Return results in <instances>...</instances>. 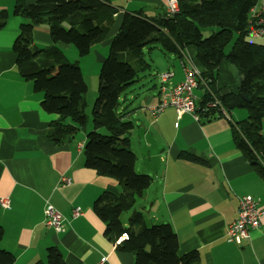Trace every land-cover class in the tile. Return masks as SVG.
Wrapping results in <instances>:
<instances>
[{
	"label": "crops",
	"instance_id": "crops-1",
	"mask_svg": "<svg viewBox=\"0 0 264 264\" xmlns=\"http://www.w3.org/2000/svg\"><path fill=\"white\" fill-rule=\"evenodd\" d=\"M15 1L0 0V11L9 15L6 28L0 32V200L8 198L11 204L9 208L0 204V249L14 254L13 264L46 263L50 247L60 251L64 264H134L133 254L117 249L106 233V224L93 210L99 196L116 188L117 182L85 167V132L72 141L54 143L49 131L56 118L43 111V94L20 75L12 47L23 21L11 13ZM108 1L116 10V23L105 40L92 49L100 65L126 13L156 19L166 8V0ZM165 59V63H158L162 70L153 75L157 83L140 106L142 117L138 118L137 109L127 113L128 118L136 117L133 124L141 131L135 148L132 133L129 136V147L137 157L135 170L154 180L141 200L151 202L150 211L145 206L141 209L150 225L171 224L179 239V254L198 252L200 264H264V175L236 147L231 130V124L244 120L246 114L238 119L232 111L221 118L196 120L167 107L153 117L149 109L165 96L162 73H171L166 86L172 88L184 80V65L198 74L202 71L193 48H188L182 59L172 54ZM76 62L82 71L81 62ZM144 71H152V65ZM239 85L238 75L223 63L217 89L236 92ZM183 151L208 164L179 159ZM64 177L71 182L62 183ZM243 196L258 199L263 216L251 238L235 244L227 241L225 229L237 219L238 199ZM47 203L63 216L61 233L44 224ZM76 208L81 212L78 217L73 216Z\"/></svg>",
	"mask_w": 264,
	"mask_h": 264
},
{
	"label": "trees",
	"instance_id": "trees-1",
	"mask_svg": "<svg viewBox=\"0 0 264 264\" xmlns=\"http://www.w3.org/2000/svg\"><path fill=\"white\" fill-rule=\"evenodd\" d=\"M264 0H178L179 11L171 16L147 18L141 13H126L111 39L108 56L102 63L97 97L90 117L86 113L88 86L77 62L69 63L59 45L74 46L79 57L88 56L115 26L116 14L108 0H16L13 16L25 20L13 43L21 77L32 82L43 94L42 109L56 119L49 136L55 144L74 140L85 132V167L117 182L94 202L95 214L106 224L107 235L117 249L134 256V264H200L198 252L180 255L178 236L169 223L148 225L146 211L135 209L153 184V177L135 170L136 154L129 147L135 128L120 112L126 89L140 80L139 73L149 64L145 51L161 48L165 54L184 57L188 48L196 52L202 66L197 76L201 99L199 117L211 120L238 108L245 109L244 120L231 124L236 147L264 175V38L254 40L249 31L255 20L252 9ZM264 19V14L262 15ZM9 15L0 11V32ZM46 24L50 44L33 45L36 27ZM264 29V23L260 26ZM210 29L209 36L203 31ZM215 29V30H214ZM214 30V31H212ZM229 51H226L227 47ZM137 61V63H135ZM227 63L238 69L244 81L236 92L216 87L220 66ZM245 96L249 102L242 99ZM217 102L215 108L208 104ZM91 126L89 131L87 127ZM179 159L207 165L208 161L188 151ZM131 212L127 222L122 220ZM125 238L119 242V238ZM3 229L0 227V241ZM14 254L0 249V264H13ZM64 264L57 248L47 250L46 263Z\"/></svg>",
	"mask_w": 264,
	"mask_h": 264
},
{
	"label": "built area",
	"instance_id": "built-area-1",
	"mask_svg": "<svg viewBox=\"0 0 264 264\" xmlns=\"http://www.w3.org/2000/svg\"><path fill=\"white\" fill-rule=\"evenodd\" d=\"M178 11V0H166L165 12L168 16L174 15ZM263 14L264 2L262 1L260 6H256L252 9L251 15L255 22L252 24L249 31V37L251 39L258 40L264 37V29L260 27L264 23L262 17ZM184 69V80L172 88L166 86V83L171 77V73L166 72L160 75L161 90L165 93V96L160 101L159 105L149 109L153 117L158 116L165 108L173 107L178 115L190 114L196 120L199 119L197 113V98L194 94V91L198 87L197 76L199 74L191 66L184 65ZM217 105V102H212L208 104V108H215ZM219 110L223 115L227 114L224 109L220 108ZM70 182L71 180L69 178H62V183L69 184ZM238 200V217L225 229V237L227 241L235 244H241L243 240H249L251 238L252 230L258 229L261 226V218L263 216L258 199H255L252 196H243ZM0 204L4 208H9L11 205L8 198L1 199ZM80 215V209L76 208L73 211V216L78 217ZM44 216V224L48 229L55 233H61L63 231V216L53 205L47 203ZM124 238L125 235L120 237L117 243L121 242Z\"/></svg>",
	"mask_w": 264,
	"mask_h": 264
},
{
	"label": "rangeland",
	"instance_id": "rangeland-1",
	"mask_svg": "<svg viewBox=\"0 0 264 264\" xmlns=\"http://www.w3.org/2000/svg\"><path fill=\"white\" fill-rule=\"evenodd\" d=\"M12 12H13V10L11 11V13ZM22 21L25 22V20H22ZM214 30H212V31H214ZM210 33H211L210 29H206L205 31H203V36L207 37L210 35ZM33 44L38 49H43V48H46L47 46H49V44H50V33H49V28L46 24H42L34 30ZM60 47L63 50V52L65 53L66 59L69 63H75L77 60H78V62L79 61L81 62L80 65H81V68L83 71V75L85 76L84 79H85L87 86H88V93L86 96L87 102H88V108H87L86 113L90 117L92 105H93V103L97 97L98 77H99V72H100L102 65H100L98 63L97 56L94 54V50L91 52V54L89 56L81 58V57H79L77 49L74 46H65V45L62 46L61 45ZM230 47L231 46H228L226 50L229 51ZM145 53H146L145 61L147 63H149L150 65H152V71H141L139 73L140 81L130 85L126 89L124 95L121 98L122 99V106H121L120 110H124L126 112V114H125L126 121H128V119H129L130 121H132L134 123L136 121V117L135 118L130 117L131 119L128 118V114H127L128 111H132L134 109H137L136 112H138V118L142 117L140 106L142 104H144L145 96L147 95V93H149V91L151 90L153 85L154 84L156 85V83H157V79L154 78V76H153L154 71L157 69L162 70V68L159 66L158 63H165L167 61V59H165V56L169 55V54L168 55L165 54V52L161 48H157L151 52L146 51ZM153 60L155 62H153ZM150 74L152 76H150ZM194 94L197 98V103H198L201 99L200 98L201 97L200 96L201 91L195 90ZM238 110H240V111H238ZM233 112H234V114H236V117H238V119H240L242 116H245V114L247 116V113H246L245 109H243V108H238L236 110H233ZM242 119H245V118L243 117ZM90 128H91V126L89 124L86 131H89ZM140 136H141V131H139L138 128H135L134 131L132 132V141H133V147L132 148H135L134 145H136L138 143ZM143 206H145L147 208V211H150L151 202L150 201L149 202H147V201L138 202L135 209H141ZM131 212L132 211L126 212L123 214L122 220L124 222L128 221ZM154 212H155V210L153 209L152 213H154ZM149 223H150V221H148V225H150Z\"/></svg>",
	"mask_w": 264,
	"mask_h": 264
},
{
	"label": "water",
	"instance_id": "water-1",
	"mask_svg": "<svg viewBox=\"0 0 264 264\" xmlns=\"http://www.w3.org/2000/svg\"><path fill=\"white\" fill-rule=\"evenodd\" d=\"M231 69H232L236 74L238 73V69H237L236 67L231 66ZM243 81H244V76H243V75H240V76H239V83L241 84ZM241 97H242V99L245 100L246 102H249V100H248L245 96L241 95Z\"/></svg>",
	"mask_w": 264,
	"mask_h": 264
}]
</instances>
